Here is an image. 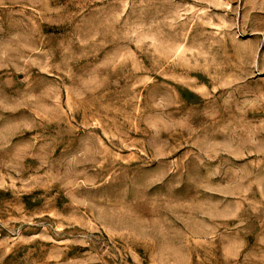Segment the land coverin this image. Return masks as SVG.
Returning a JSON list of instances; mask_svg holds the SVG:
<instances>
[{"label":"rangeland","instance_id":"1","mask_svg":"<svg viewBox=\"0 0 264 264\" xmlns=\"http://www.w3.org/2000/svg\"><path fill=\"white\" fill-rule=\"evenodd\" d=\"M0 264H264V0H0Z\"/></svg>","mask_w":264,"mask_h":264}]
</instances>
